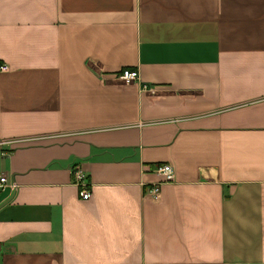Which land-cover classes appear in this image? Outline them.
Returning <instances> with one entry per match:
<instances>
[{
    "label": "crops",
    "instance_id": "obj_1",
    "mask_svg": "<svg viewBox=\"0 0 264 264\" xmlns=\"http://www.w3.org/2000/svg\"><path fill=\"white\" fill-rule=\"evenodd\" d=\"M0 63V264H264V0H0Z\"/></svg>",
    "mask_w": 264,
    "mask_h": 264
},
{
    "label": "built area",
    "instance_id": "obj_2",
    "mask_svg": "<svg viewBox=\"0 0 264 264\" xmlns=\"http://www.w3.org/2000/svg\"><path fill=\"white\" fill-rule=\"evenodd\" d=\"M10 67L7 63H0V72L9 71ZM117 77L126 81L139 79V73L137 70H122ZM145 86V85H144ZM37 138L32 137H19V138H0V146L11 145L16 142L26 141ZM158 174L162 176L161 180H172L174 178V168L169 162H162L155 166L154 169ZM72 181L78 187L79 195L83 198L90 196V190L88 188L87 175L79 168L73 170ZM8 185H13L8 182L7 176L3 171H0V192L4 190ZM160 191V182L153 183L148 187V193L152 196H157Z\"/></svg>",
    "mask_w": 264,
    "mask_h": 264
}]
</instances>
